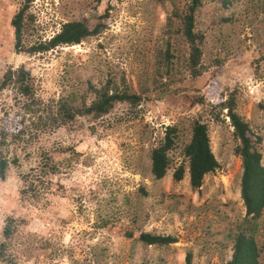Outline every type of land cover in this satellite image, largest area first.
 Listing matches in <instances>:
<instances>
[{
    "label": "rangeland",
    "instance_id": "374dc122",
    "mask_svg": "<svg viewBox=\"0 0 264 264\" xmlns=\"http://www.w3.org/2000/svg\"><path fill=\"white\" fill-rule=\"evenodd\" d=\"M20 2L0 0V75L9 66L25 65L43 101L70 91L89 97V84L98 86L107 78L125 82L141 97L135 107L117 103L96 120L77 118L67 126L31 129L28 137L8 139L3 154L9 165L0 181V264H182L186 251L195 264L224 263L231 253L227 228L244 215V207L232 129L225 109L213 119L210 106L216 98L209 89L217 83L224 96L234 92L238 112L261 137L264 163V116L256 105L264 104V0H201L194 14L195 29L204 34L201 73L192 77L180 67L176 57L186 46L172 34L174 74L169 78L156 74L167 1L31 0L32 39L49 38L65 21L93 24L103 17L105 24L78 44L33 55L12 48L8 22ZM193 97L201 103L193 104ZM15 110L12 92L4 89L0 123L11 126ZM195 117L208 124L218 169L197 189L189 186L186 172L173 181L172 168L162 178H152L150 146L166 125L175 124L179 140L170 156L177 165L189 120ZM43 153L57 170L21 195L20 175L40 164ZM7 216L13 221L10 237L4 238ZM140 232L168 234L176 241L146 245L137 240ZM257 240L264 243V208Z\"/></svg>",
    "mask_w": 264,
    "mask_h": 264
},
{
    "label": "trees",
    "instance_id": "16d2710c",
    "mask_svg": "<svg viewBox=\"0 0 264 264\" xmlns=\"http://www.w3.org/2000/svg\"><path fill=\"white\" fill-rule=\"evenodd\" d=\"M20 1L19 7L11 14L8 22L12 31V48L17 53L33 55L58 46L78 44L89 36L97 35L105 28V24L101 21L103 17H98L93 24H87L86 20H70L62 22L58 30L49 38L32 39L35 25L34 16L29 11L31 0ZM165 1L169 5L165 20L166 37L164 49L156 53V74L159 78H169L174 74V72L170 73L174 70V64L169 37L175 34L186 46L185 53L176 57V60L181 63L180 67H183L184 72L189 76H197L202 68L204 34L195 29L194 14L201 0H183L181 5L176 0ZM262 62L264 63V56ZM216 87L217 83L209 89L210 95L216 98L210 106V113L214 120H218L220 111L225 109L234 140L232 152L240 161L239 193L244 207V215L239 220L229 223L227 228L226 237L231 242V253L222 264H259V258L264 256V243H259L257 240L258 218L264 208V163L259 149L261 137L253 131L248 120L238 112L234 92L228 91L224 96ZM4 89L12 92L16 110L13 113L11 126L0 123V181L5 179L9 165V160L3 154V146L7 141L14 142L30 136L31 129L43 130L67 126L77 118L96 120L109 113L117 103H126L129 107H135L141 97L125 82L117 84L112 78H107L98 86L89 84V97L87 93L77 95L76 92L70 91L55 99L49 98L43 101L35 93L30 70L23 64L9 66L1 73L0 94ZM192 103H201V101L193 97ZM256 105L264 116V104L258 102ZM214 109L217 111L214 112ZM208 129V124L199 117L189 120L188 138L180 149L181 161L173 165L170 152L178 144L179 131L175 124L166 125L160 140L150 146L148 151L150 176L160 179L172 168L173 181L180 180L186 172L189 186L191 189H197L203 178L219 167L210 147ZM40 158L42 160L40 164L20 175L21 195L34 189V181H40L42 176L57 170L48 154L43 153ZM11 221H13L12 216L4 218L1 229L4 238L11 235ZM125 233L126 236L132 235L129 231ZM137 240L146 245H167L174 243L176 238L168 234L140 232ZM3 249L4 243L1 242L0 260L4 257ZM182 264H195L190 251L185 252Z\"/></svg>",
    "mask_w": 264,
    "mask_h": 264
}]
</instances>
